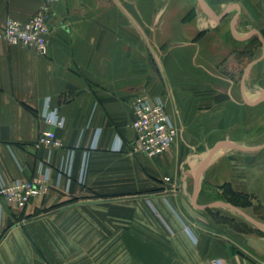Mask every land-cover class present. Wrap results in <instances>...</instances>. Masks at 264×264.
<instances>
[{"label":"crops","instance_id":"1","mask_svg":"<svg viewBox=\"0 0 264 264\" xmlns=\"http://www.w3.org/2000/svg\"><path fill=\"white\" fill-rule=\"evenodd\" d=\"M43 2L0 0V30ZM51 28L48 56L0 38V182L53 170L1 202L0 264H264V0H59ZM139 96L180 132L153 159L127 154Z\"/></svg>","mask_w":264,"mask_h":264},{"label":"built area","instance_id":"2","mask_svg":"<svg viewBox=\"0 0 264 264\" xmlns=\"http://www.w3.org/2000/svg\"><path fill=\"white\" fill-rule=\"evenodd\" d=\"M59 0H44L40 9L27 21L9 19L0 38L10 46H23L35 50L42 56H48L53 31L51 19L53 6ZM132 128L134 140L129 145L131 156H143L149 159L169 152L179 137V129L170 118L166 106L160 100L148 97H136L132 103ZM42 120L49 126L62 128L64 119L58 109L49 103L44 108ZM54 152L63 148L56 134L44 131L37 144ZM53 181V170L47 164H41L37 174L31 180H14L10 183L0 182V220L3 212L2 201L12 209H25L33 198L47 195ZM170 181V180H168ZM187 234L194 238L187 228ZM201 264H230L223 259H211Z\"/></svg>","mask_w":264,"mask_h":264},{"label":"rangeland","instance_id":"3","mask_svg":"<svg viewBox=\"0 0 264 264\" xmlns=\"http://www.w3.org/2000/svg\"><path fill=\"white\" fill-rule=\"evenodd\" d=\"M56 4V3H55ZM53 16V15H52ZM16 20V19H15ZM9 45V44H8ZM156 100H158V99H156ZM167 109V108H166ZM168 111V110H167ZM169 113V112H168ZM169 116H170V118L173 120V122H175L174 121V119L171 117V115H170V113H169ZM175 124H176V122H175ZM176 126H177V124H176ZM178 127V126H177ZM179 129V128H178ZM45 131H47V130H45ZM134 131V130H133ZM180 133V132H179ZM134 140V139H133ZM178 140H179V137H178V139H177V141L175 142V144L178 142ZM174 144V145H175ZM173 145V146H174ZM172 146V147H173ZM127 154H129V146H128V151H127ZM130 155V154H129ZM131 156V155H130ZM49 192V191H48ZM48 194V193H47ZM42 196H46V195H42ZM3 202V201H2ZM3 204V203H2ZM264 209V208H263ZM220 210V212L223 214L222 216H221V219L224 221V223L225 224H227V225H231V227H233V228H235L237 231H243L244 229L243 228H245V227H243L242 225H240V223H242V222H247V221H245V220H243V219H240V217L238 216V215H235L233 212H231V211H229V210H227V209H219ZM264 211V210H263ZM262 213H264V212H262ZM236 218V219H235ZM263 219H264V214H263ZM239 220V221H238ZM243 224H247V223H243ZM247 226H249V225H247ZM216 259V258H215ZM220 259V258H219ZM208 261V260H207Z\"/></svg>","mask_w":264,"mask_h":264},{"label":"water","instance_id":"4","mask_svg":"<svg viewBox=\"0 0 264 264\" xmlns=\"http://www.w3.org/2000/svg\"><path fill=\"white\" fill-rule=\"evenodd\" d=\"M229 207V206H228ZM231 209H233V210H235V211H237V212H239L237 209H235V208H233V207H230ZM247 260H250L249 258H246Z\"/></svg>","mask_w":264,"mask_h":264}]
</instances>
